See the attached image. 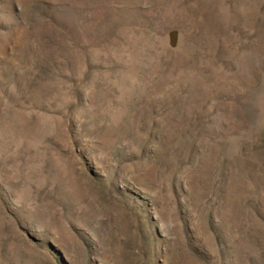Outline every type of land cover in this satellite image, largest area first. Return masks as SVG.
I'll return each instance as SVG.
<instances>
[{"label":"rangeland","instance_id":"1","mask_svg":"<svg viewBox=\"0 0 264 264\" xmlns=\"http://www.w3.org/2000/svg\"><path fill=\"white\" fill-rule=\"evenodd\" d=\"M0 264H264V0H0Z\"/></svg>","mask_w":264,"mask_h":264}]
</instances>
